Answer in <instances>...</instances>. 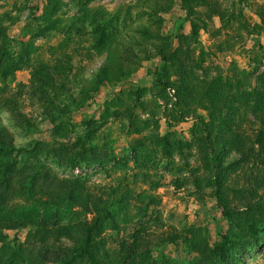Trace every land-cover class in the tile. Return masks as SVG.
<instances>
[{"label": "rangeland", "instance_id": "rangeland-1", "mask_svg": "<svg viewBox=\"0 0 264 264\" xmlns=\"http://www.w3.org/2000/svg\"><path fill=\"white\" fill-rule=\"evenodd\" d=\"M156 1L167 2L0 0V47L11 57L4 59L3 68L8 64L13 76L0 77V96L23 85L27 95L21 103L38 131L15 128L1 108L0 125L13 135L16 147L31 151L18 157L21 168L45 166L63 181L62 187L68 185L65 190L74 186L68 191L71 197L61 187L24 192L0 209V264H48L40 259L45 250L69 255L96 219L100 225L92 243L103 264H120L124 243L133 252L129 264H208L196 245L206 241L214 246L229 231L222 200L233 205L239 199L229 192L226 198L215 197L212 173L200 151L187 147L195 121L177 123V91L160 84L164 79L178 81L182 71L158 57L147 59L141 44L161 47L169 37L177 57L185 60L189 53V85L221 77L233 84V93L237 87L249 91L255 77L264 74V25L246 11L245 19L223 26L214 11L207 33L188 19L180 1L167 11L152 12ZM231 2L210 0L227 12L233 11ZM255 2L264 8V0ZM105 20L111 27L98 47L92 25ZM140 25L151 37L140 33L128 41L127 32ZM202 52L205 63L199 69L195 62ZM44 68L46 76L56 79L53 90L45 89L49 97L69 102L70 93L76 104L55 124L43 121L42 103L30 97L37 86L34 74ZM104 69L107 76L99 83L96 75ZM241 115V132L251 136L257 125L251 116ZM85 133L93 146L111 147L116 160L71 169L47 155L55 144L73 143ZM165 138L170 143L167 153ZM233 184L241 185L236 180ZM239 258V264H264V239Z\"/></svg>", "mask_w": 264, "mask_h": 264}, {"label": "trees", "instance_id": "trees-1", "mask_svg": "<svg viewBox=\"0 0 264 264\" xmlns=\"http://www.w3.org/2000/svg\"><path fill=\"white\" fill-rule=\"evenodd\" d=\"M181 2V9L186 11L188 19L194 20L199 30L211 33L212 14L218 15L223 26H230L232 21L245 19V12L257 16L264 25V8L255 0H229L233 11L227 12L219 9L217 4H211L210 0H167L156 1L152 12H164ZM108 21L93 23L91 33L95 34L96 46L100 47L107 38V30L111 27ZM113 28H111L112 30ZM79 32L82 29H78ZM140 33L151 37V33L140 25L132 33L127 32L128 41H134ZM219 34L220 30L215 31ZM172 39L167 37L161 47L142 43L141 52L147 59L158 57L161 62L180 68L182 74L178 81L160 80L164 89H176L178 101L175 104L174 114L177 123L185 122L192 118L194 126L192 130L193 141L187 143L188 149L195 146L200 151V156L205 165L212 173V186L215 197L226 198V193H231L239 200L231 205L228 200H222L225 210L223 217L229 223V231L221 235V240L214 246L206 241L196 245L204 263L208 264H239L242 255L251 248H257L264 239V74L259 73L254 80L251 90L231 91L233 84L229 80L217 77L214 80L202 81L192 85L185 82L186 78L193 73L186 69L187 59L177 57L172 50ZM205 53L202 52L197 68L202 69ZM131 57V54L128 55ZM6 47H0V77L8 79L12 74L3 68L4 59L10 60ZM10 66V64H9ZM63 67V66H62ZM47 68L34 74L33 80L36 87L32 86V98L38 97L44 109L43 121L55 124L58 120L66 117L74 109V97L68 93L69 102L53 100L45 89L53 90L55 77H48ZM103 76H107L104 69L96 75L99 83L103 82ZM24 86L19 85L17 91L7 97L0 96V108L9 115L14 127L24 132L35 133L38 124L30 116L21 99L27 95L23 91ZM62 89H65L63 87ZM241 112L245 116H251L256 130L251 136L241 132L243 120ZM164 152L169 151L170 143L164 139ZM92 137L85 133L73 143H57L47 151V155L55 159L58 164L79 169L83 164L107 165L116 160L114 150L108 145L93 146ZM24 153H31L28 149L18 148L15 145L13 135L4 126L0 125V209L24 192H46L54 188H62L68 197L74 186L65 190L63 181L53 175L45 166L25 165L20 167L18 157ZM241 183L238 187L234 181ZM233 181V182H232ZM230 183V184H229ZM109 216V214H107ZM99 219L91 223V226L83 228V241L77 245L69 255L59 251H41L40 259L48 264H75L85 261L87 264H103L97 257L93 246V236L99 231ZM129 244H123L124 257L120 264H129L133 260L132 249Z\"/></svg>", "mask_w": 264, "mask_h": 264}]
</instances>
